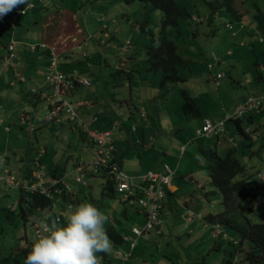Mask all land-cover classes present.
<instances>
[{"label": "rangeland", "instance_id": "1", "mask_svg": "<svg viewBox=\"0 0 264 264\" xmlns=\"http://www.w3.org/2000/svg\"><path fill=\"white\" fill-rule=\"evenodd\" d=\"M33 1L28 0V3ZM177 2L187 7L193 17L199 12L207 16L202 0ZM254 2L237 0L235 4L246 29L256 26L245 47L238 42L232 44V33L226 25L232 23L237 32L241 21L225 10L215 15L211 24L182 20L181 34L171 30V39L188 60L179 68L186 81L172 83L167 95L162 93L158 97L155 95L162 91L159 88L161 75L148 71L145 52L147 46L157 45L162 12L138 1L127 4L123 0H44L36 4L34 10L29 9L26 15L20 14V8L14 9L0 20V41L3 44L10 38L16 41L10 63V52L0 47V55H4L5 60L0 67V174L11 171L22 181L26 169L35 170L40 151H45L42 163L46 174H63L68 159L78 165L93 158V144L82 139L76 123L69 122L66 107L50 109L46 102L38 106L31 102L35 98L34 90L53 93L46 82V74L55 57L57 70L66 74L76 71L92 81L90 88L75 90V95L66 97L67 100L75 105L80 93L85 99L97 102L92 105L93 113L108 116L113 120L112 124L118 123L114 133L124 136L119 154L126 173L136 176L149 171L160 172L165 163L175 171L174 183L178 189L167 197L172 201V208L163 212V235L145 234L139 238L137 249L126 264H222L235 256L240 258L239 252L234 254L239 250L238 246L231 243L240 239L230 229L220 226L219 230L225 232L228 239L217 238L215 224L209 222L208 228L204 229L203 223L189 222L187 216L189 211L204 216L221 211L222 199L218 191L205 196L213 191L208 164L210 151L217 145L219 156H224L231 147L230 138L234 139L243 163L249 167L264 166V122L253 133L256 142L248 148L244 147L232 120L226 122V134L221 136L219 143L214 137H199L196 129L205 117L213 121L227 119L248 96L264 94V82L257 79L258 72L264 74V43H259L260 38L264 40V32L258 27L259 20L251 17L256 12ZM22 6L27 8V5ZM261 7L264 9V1ZM6 27H11V31ZM228 48L233 56H224ZM214 52L222 56L226 64L215 63ZM210 64H214L212 71ZM126 72H130L129 75ZM218 72L225 74L219 85L215 80ZM131 80H134L132 100ZM181 89L197 100L204 117H185L181 111L184 103ZM142 94H145L144 100ZM27 113L33 120L34 132L20 124ZM143 116L147 117L143 119ZM243 120L248 128L255 129V125L249 123L250 118L245 116ZM132 126L139 127L138 133L131 131ZM144 128L150 129L148 141L145 145L137 144L135 139L140 137L142 141ZM184 139L187 151L183 156L178 147ZM200 148H206V156ZM1 161H4L3 165ZM72 168L69 167L67 172L71 173ZM70 175L74 180L78 176ZM82 178L89 187L76 180L72 184L80 204L91 203L101 210L109 218L105 230L113 227L126 239L122 246L112 245V251L108 253L115 263H120L117 251L131 252L130 244L137 239L132 229L142 227L144 213H140L138 207L126 204L120 192L104 196L106 178H89L86 174ZM20 197L19 188H9L0 181V259L3 261L14 253V249L24 245L23 236L26 235L30 243L38 239L35 229L39 227V215H31L25 223L17 214ZM78 205H74L75 208ZM53 214L49 217L53 218ZM252 218L264 223L262 200ZM243 248L249 249L248 243ZM97 257L102 260L101 253H97Z\"/></svg>", "mask_w": 264, "mask_h": 264}, {"label": "trees", "instance_id": "2", "mask_svg": "<svg viewBox=\"0 0 264 264\" xmlns=\"http://www.w3.org/2000/svg\"><path fill=\"white\" fill-rule=\"evenodd\" d=\"M44 0H35L33 3H43ZM127 4L135 3L136 1L146 4L152 10H157L163 13V17L158 25V32L156 38L158 40L157 45L147 46L146 47V62L148 66V71L159 73L161 75L160 86L161 88H165L168 84H180L185 82V78L180 74L179 68L187 63V59L180 54L178 44L171 39L172 31L176 33H180L179 27L181 26L182 20H191L193 19V13L184 6H180L177 0H123ZM203 6L206 9V15H202L199 12L196 16V19L200 21V23H208L211 24L214 22L215 15H217L220 11H228L231 13L233 18L240 20L241 15L238 14L235 9V4L237 0H202ZM264 0H255L254 7L256 12L252 14V18L254 20L264 19V9L261 7V2ZM192 3V2H191ZM43 5V4H42ZM196 5V4H194ZM202 6V5H201ZM198 7V5H197ZM21 11L25 9V7H19ZM36 8V6H35ZM200 10V8H199ZM250 13V11H248ZM232 24V23H231ZM228 25V24H227ZM226 28L232 33L233 43H237L241 45L238 39V35L240 30H242V26L240 25L239 31L236 32L235 25L232 24V29L230 30L228 26ZM8 31H11V27H6ZM263 28V26H260ZM247 32V31H244ZM215 34L214 32L211 33ZM246 34H249L247 32ZM153 35V34H152ZM155 37V36H154ZM13 39V38H12ZM12 39L10 38L7 44H3L0 41V47H4V49H8L11 45ZM248 41V40H247ZM247 41L243 42L241 46H247ZM50 52L48 53V55ZM233 52L230 48L227 49L224 56H233ZM4 59V55H0V67L2 60ZM219 59L222 60V56H219ZM224 63V62H223ZM259 79V77L257 78ZM82 86H79L81 88ZM180 95L183 97L184 103L182 104L181 111L188 119H198L202 117V111L198 103L195 99L184 89L180 90ZM94 116H98L99 114L90 115L89 120H91ZM248 117V116H246ZM245 118V117H244ZM87 120V121H89ZM239 135L242 137L243 145L245 148H248L250 145L256 142V139L253 138V133H255L256 128L259 125H255V129H249L250 133H247V128L243 125V118L237 119L233 121ZM253 124V123H252ZM95 127V124L93 128ZM79 127L80 134L84 141H88L92 143L87 135L83 132ZM95 129V128H94ZM252 130V131H250ZM217 141L221 139V136L216 137ZM219 143V142H218ZM93 144V143H92ZM238 147L229 148L228 152L224 156H219L218 154V145L215 149L211 150L209 155V180L210 185L213 187V191L207 193L205 196L214 195L216 191H218L221 195V211L217 214H210L209 216H204L202 221L210 222L215 225L224 226L232 231L234 235L239 237L240 241L234 246H238L239 250H235L234 254L239 252L238 257H233L234 254H231L233 258L228 261H224L222 264H264V223H260L254 221L252 216L256 212L258 202L262 200V205H264V183L258 179L259 173L263 172L264 169H261L259 166L249 167L247 164L243 163L241 160V154H237ZM116 152V151H115ZM114 152V153H115ZM207 151H203V154L206 156ZM208 157V156H207ZM116 161V159H115ZM42 166L43 163L41 162ZM82 164V163H79ZM78 164V165H79ZM28 171V177H26V184H30L33 182L32 179V171L30 169H26ZM55 174V173H54ZM84 174L88 175L89 178L98 177L93 174V170L87 168ZM48 175V174H47ZM61 174V176H55L53 178L62 179L67 176L66 174ZM51 177V176H50ZM102 178H106V186L104 188V196H111L115 193L114 181L108 178L106 175H101ZM67 178V177H66ZM76 180V179H75ZM3 182V181H1ZM46 182L47 176H46ZM65 182L71 186V183ZM77 182V181H76ZM86 182V181H85ZM5 185L6 183L3 182ZM25 183V181H23ZM86 187L90 185L86 182ZM82 185V184H81ZM7 186V185H6ZM84 186V185H83ZM10 188V187H9ZM20 197V205L19 211L17 210V214L22 218L25 223H28L29 217L40 215L41 219L43 216L41 215L44 211H48L49 214H53V219H56L60 225H64L67 214L71 211H74L75 206L80 204V201L77 197L76 192H67L62 198L57 197L54 200H51L46 195H42L38 193H25L21 188ZM125 202V201H124ZM127 204V202H125ZM59 205L58 211L54 209V207ZM164 204V203H163ZM71 207V209H69ZM137 207V206H136ZM138 211L140 213H144L139 207ZM15 211V209H14ZM163 212V211H162ZM145 216V213H144ZM49 217V216H47ZM50 218V217H49ZM40 219V220H41ZM59 219V221H58ZM146 221V216H145ZM145 221L143 225L145 224ZM194 221H200L198 219ZM142 225V227H143ZM137 227V226H135ZM141 227V228H142ZM134 228V227H133ZM108 236L112 242V245L122 246L125 244L124 237L121 235L118 230L113 227H109L106 229ZM226 235L225 232H222ZM156 236L154 233H145ZM162 236V235H161ZM223 238L222 236H220ZM227 237V235H226ZM25 238V239H24ZM219 238V237H218ZM22 239L25 240L24 245L21 244L19 247L14 249V253H11L9 258L4 261L0 259V264H24V260L27 254L30 252L33 243L28 241L27 236H23ZM228 239V238H227ZM248 243L249 249H244V244ZM160 248V246L158 245ZM236 248V249H237ZM134 252V251H133ZM101 262L102 264H121L115 263L107 258V254L101 253ZM127 263V262H126ZM125 263V264H126ZM204 264V263H203Z\"/></svg>", "mask_w": 264, "mask_h": 264}, {"label": "built area", "instance_id": "3", "mask_svg": "<svg viewBox=\"0 0 264 264\" xmlns=\"http://www.w3.org/2000/svg\"><path fill=\"white\" fill-rule=\"evenodd\" d=\"M31 8H33V6ZM194 20L200 21L196 18H194ZM227 26L230 30L233 27L232 24H228ZM12 49L13 47L11 46V50ZM213 60L215 63L220 62L216 54H213ZM212 67L213 64H210L209 69ZM223 77L224 74L219 73L216 79L220 80ZM46 82L53 93L48 94L47 92L34 90V96L45 99L50 109L60 108L62 106L66 107L65 114L69 122L76 123L78 127H82L81 129L94 145L93 149L95 153L92 160L75 166L74 172L78 175L76 177L77 183L84 186L87 185L82 178L87 168L92 169L93 174L96 176L106 175L114 181L115 192H120L123 200L127 202V204L130 206H137L145 213L146 221L143 227H134L132 229V233L137 239L130 244L131 252L125 254L121 250L117 251V255L122 261L121 264H125L129 261L133 251L136 249L138 239L144 236L145 233H154L156 236L163 235V202L166 198L167 188L171 186L173 181L174 171L168 165H164L163 172L149 171L146 175L141 177L129 176L114 159L116 144L113 140L112 131L95 130L93 126L98 122L97 116H94L89 121L83 119L80 109L87 107L90 102L84 100L76 102L74 105L66 98L72 97L76 83L90 88L92 86L91 80L88 78H74L57 70V60L53 58L50 71L46 76ZM262 109H264V96H250L244 102L236 106L231 117L217 122L206 120L203 127L197 131V135L204 138L218 137L225 133V125L228 120L238 119L247 114L259 112ZM57 121L60 120L57 119ZM20 124L34 131V124L29 114H24L22 116ZM44 155L45 151H40L36 157L35 170L32 171V183L26 184L23 183V181H19L18 178L9 171L0 174V181L5 182L10 188H21L25 193L39 192L42 195H46L51 200L57 197L62 198L65 193L72 192L73 189L71 186L65 182L67 176L62 179L53 178L50 182H46L47 174L45 173V167L41 164ZM69 209H71V207H69ZM196 219H203V215L189 212L187 220L190 222ZM216 227L218 231L215 237L218 238L222 236L223 239H227L226 235L219 230V225H216ZM37 228L35 229V234L38 237L39 227ZM127 240L129 241V239Z\"/></svg>", "mask_w": 264, "mask_h": 264}, {"label": "clouds", "instance_id": "4", "mask_svg": "<svg viewBox=\"0 0 264 264\" xmlns=\"http://www.w3.org/2000/svg\"><path fill=\"white\" fill-rule=\"evenodd\" d=\"M22 5H27V8L23 9L20 13L22 15H26L29 9L34 10L36 6L33 2L28 3V0H0V20H2L5 16L11 13L14 9H17ZM32 6L33 8H31ZM194 18L195 17H193V20ZM15 45H16V41L12 39L11 45L9 47V52H10V56L8 58L9 63L12 61V58H14ZM11 46L13 47L12 50H11ZM213 54L216 53L214 52ZM57 66H58V62H57ZM209 70L212 71L213 67ZM66 75L74 78L76 77L88 78L79 75H71V74H66ZM216 76H215V80L218 85L219 80L216 79ZM79 86L82 85L76 83L73 89L72 97L74 96V91ZM34 97L35 98L33 99V102L36 106L42 102H46L45 99L36 96ZM85 100L89 101L90 102L89 105H91L90 100L88 99ZM43 111H46V109H44ZM251 114H247L245 116H249ZM245 116L241 118H244ZM230 120L234 121L237 119H230ZM133 130H135V128H133ZM247 133H250L248 128H247ZM225 134H226V125H225V133L222 135ZM229 142L231 144L230 148L237 147L236 141L234 139L230 138ZM258 179L264 183V171L259 173ZM262 210L264 211V205H262ZM108 219H109L108 216H106L103 212H101V210H99L93 204L87 202L79 204L74 211L69 212L67 214L63 226L60 225L56 219L45 216L43 219L40 220L39 234L37 237L38 239L33 243L30 252L27 254L24 260V264H99L97 253L108 254L112 251V242L104 228V225L105 223H107ZM124 241L126 243L125 237H124ZM234 244H237V241H234Z\"/></svg>", "mask_w": 264, "mask_h": 264}, {"label": "crops", "instance_id": "5", "mask_svg": "<svg viewBox=\"0 0 264 264\" xmlns=\"http://www.w3.org/2000/svg\"><path fill=\"white\" fill-rule=\"evenodd\" d=\"M238 12V14L239 15H241L240 14V12L239 11H237ZM248 16H250V13H248ZM51 18H52V16H51ZM243 16L241 15V18H240V25L242 26V30L240 31V33H239V35H238V37H240V43L242 42H245V41H247L248 39H249V37L250 36H252V35H254V34H252L251 33V30H253V29H256L255 27L256 26H251V29H246V26H245V24H244V22H243ZM249 24V23H248ZM260 26H263V28H261L262 29V32H264V19H259V21H258V27L260 28ZM244 31H247V32H249V34H246L247 32H244ZM260 33V32H259ZM262 40V41H261ZM242 43H241V45H242ZM259 43L261 44V43H264V40H263V38H260V40H259ZM240 45V46H241ZM234 55V54H233ZM224 62V63H223ZM218 65H220V64H226L225 63V61L222 59V60H220V63H217ZM261 70V69H260ZM59 71H61V70H59ZM128 73H130V72H126V74L127 75H129ZM218 73H222V74H224L223 72H218ZM217 73V74H218ZM71 75H79V76H81V74L79 73V72H71L70 73ZM258 77H259V81L260 82H264V74L262 73V71H261V73H259L258 72ZM257 77V78H258ZM224 78V77H223ZM222 78V79H223ZM221 80V79H220ZM134 84V80H131V82H130V87H129V91H130V96H131V100L133 99L132 97H133V88H132V85ZM170 85L171 84H168L165 88H161V86H160V82H159V88H160V94L158 95H155V96H161L162 95V93H164V95H167V92L169 91V87H170ZM219 85V84H218ZM261 85V84H260ZM77 89H80L79 87L77 88ZM76 89V90H77ZM164 91V92H163ZM74 95H75V91H74ZM191 95V94H190ZM78 96H79V98H78ZM252 96V95H251ZM260 96H264V94H262V95H260ZM248 97H250V96H248ZM247 97V98H248ZM77 98L79 99L78 100V102L79 101H82V100H85V98L83 97V95L82 94H77ZM144 98H145V94H142V96H141V99L142 100H144ZM147 98H148V96H147ZM246 98V99H247ZM245 99V100H246ZM89 100V99H88ZM141 100V101H142ZM244 100V101H245ZM196 102H197V100H195ZM243 101V102H244ZM32 103H34L33 101H31ZM96 101H92L91 102V105H88L87 107H84V108H82V109H80V111H81V115H82V117H83V119H85V120H89V118H90V115H92V114H98V112H96V113H93V107H92V105H96V103H95ZM151 101H148V103H150ZM198 103V102H197ZM240 103H242V102H240ZM199 105V104H198ZM38 106V105H37ZM200 106V105H199ZM151 107H154V104L151 102ZM201 108V107H200ZM202 111V110H201ZM92 113V114H91ZM233 115V114H232ZM202 116L204 117V113H202ZM259 116H261L262 118H260V120L258 119V117ZM100 117V116H99ZM147 117V116H146ZM145 116H143L142 118L143 119H145L146 118ZM248 118H250V124H256V125H260V123L261 122H264V109H262L261 111H259V112H257V114L256 113H254V114H251V115H249L248 116ZM45 120V122H47V118H45L44 119ZM206 120H209V121H212V122H217V121H219V120H210L209 118H206L205 117V120H204V122L206 121ZM221 120H223V119H221ZM112 121L113 120H111L108 116H101L100 118H99V120H98V122L95 124V130H99V131H106V130H110V131H112V134H113V140H114V142H115V144H116V152L114 153V159H116V161L120 164V166L122 167V169L125 171V169H124V165H123V162H122V160L120 159V154H119V146H120V143H122L123 142V140H124V136L121 134V133H114V130L115 129H117V127H116V125L118 124V123H115V124H112ZM101 124H100V123ZM204 122L200 125V126H198V128H196L197 129V131L199 130V129H201L202 127H203V124H204ZM99 124V125H98ZM109 125H111V127L112 128H107V126H109ZM243 125L246 127V128H248L246 125H245V122L243 123ZM147 126V125H146ZM145 126V127H146ZM133 128H135V130H133ZM248 129H250V128H248ZM73 131V130H72ZM131 131H135L136 133H138V131H139V127H135V126H132L131 127ZM150 131V129L149 128H144V130H143V135H142V141L140 140V137H137V139H135V142L137 143V144H140V143H143V145H145L146 143H147V141H148V136H147V134H148V132ZM76 131H74V133H75ZM221 140V139H220ZM220 140L218 141V142H220ZM122 141V142H121ZM181 141V145L178 147V149H181V152L183 153V156H184V154H185V152L187 151V147H186V145L184 144V142H186L185 141V139L184 140H180ZM89 144H92V143H89ZM94 146V145H93ZM92 149H93V147H92ZM201 149V148H200ZM93 151H94V149H93ZM201 151L203 152V151H205L206 152V148H203V149H201ZM83 162H84V158H82L81 159ZM3 163H4V161H1V164L3 165ZM164 165H168L167 163H165ZM73 166V168L72 169H70L71 170V173H74V174H76L75 172H74V170H75V166L76 165H73V163H72V161L70 160V159H68L67 160V165H66V167L64 168V171H63V175L64 174H66L67 175V178H66V181L67 182H69V183H71V185L73 184V182L75 181L74 179H72V178H70L71 177V173H68L67 171H68V168L70 167H72ZM169 166V165H168ZM170 167V166H169ZM261 169H264V166L262 165V166H259ZM171 168V167H170ZM172 169V168H171ZM57 170H59V168L58 169H56V171ZM173 170V169H172ZM174 171V170H173ZM126 172V171H125ZM156 172V171H155ZM160 172H163V171H160ZM55 173V174H54ZM128 174V173H127ZM54 175L55 176H61V174H59V173H57V172H51L50 174H48L47 175V181L48 182H50L52 179H53V177H54ZM62 175V176H63ZM77 175V174H76ZM129 176H132V177H141V176H144V175H142V174H140V175H136V176H134V175H131V174H128ZM146 175V174H145ZM29 175H28V171L26 170L25 171V173H24V175H23V177L21 178L22 179V181H25V183H26V181H27V179H26V177H28ZM51 176V177H50ZM174 177H175V171H174ZM177 189H178V187L176 186V184L174 183V178H173V181H172V183H171V186L169 187V188H167V195H166V198H165V201H164V209H163V212L164 211H168V210H171V208H172V206H170V204L172 203V201H170L169 199H167V197H168V194L170 193V194H175L176 193V191H177ZM207 194V193H206ZM167 199V200H166ZM54 209H56L57 211H58V209H59V205L57 204V206L56 207H54ZM189 212H192V211H189ZM194 213V212H193ZM194 214H196V213H194ZM42 216H43V218L45 217V216H49V213H48V211H44L42 214H41ZM39 218L41 217L40 215L38 216ZM41 219V218H40ZM190 222H192V221H190ZM193 222H201V223H203L204 224V229H206V228H208V226L209 225H207V223L208 222H202V220H200V221H194L193 220ZM197 230V229H196ZM153 236V235H152ZM154 237V236H153ZM158 239V238H157ZM160 246V245H159ZM159 248V247H158ZM136 249H137V246H136ZM135 249V250H136ZM134 250V251H135ZM123 252H125V251H123ZM125 254H127V253H125ZM107 258L109 259V260H111V261H113L114 262V259L112 258V257H110V254H107ZM118 261H120V258L118 257ZM99 264H102V262L101 261H99Z\"/></svg>", "mask_w": 264, "mask_h": 264}]
</instances>
